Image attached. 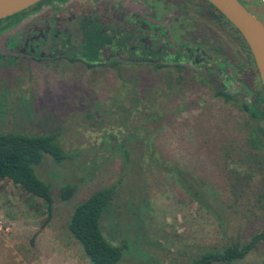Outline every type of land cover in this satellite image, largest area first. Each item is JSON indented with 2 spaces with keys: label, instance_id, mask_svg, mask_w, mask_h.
Here are the masks:
<instances>
[{
  "label": "rangeland",
  "instance_id": "1",
  "mask_svg": "<svg viewBox=\"0 0 264 264\" xmlns=\"http://www.w3.org/2000/svg\"><path fill=\"white\" fill-rule=\"evenodd\" d=\"M241 1L264 22L262 0ZM185 2L193 8L200 2L202 17L215 20L164 23L176 39L212 50L220 74L202 66L88 67L8 50L7 33L0 34V130L56 132L71 153L62 164L46 155L36 167L54 198L49 214L41 199L0 181V264H91L67 222L75 203L114 182L118 193L100 227L114 244L126 238L123 260L130 264H183L202 247L245 241L262 227L264 151H253L248 138L254 131L264 139V119L242 106L260 93L259 82L234 26L213 8L205 12L203 0ZM219 75L232 78L228 100L216 94ZM118 144L148 154L139 171L135 164L123 169L121 150L112 148ZM256 158L262 171L248 179ZM173 165L203 186L205 201L175 182L167 173ZM67 182L76 189L61 200ZM232 264H264V243Z\"/></svg>",
  "mask_w": 264,
  "mask_h": 264
},
{
  "label": "trees",
  "instance_id": "2",
  "mask_svg": "<svg viewBox=\"0 0 264 264\" xmlns=\"http://www.w3.org/2000/svg\"><path fill=\"white\" fill-rule=\"evenodd\" d=\"M48 1L50 0H41L29 9L35 10ZM26 13L27 9L0 19V34L8 28L17 25ZM218 13L223 16L220 12ZM101 28V25L93 20L82 21L77 34L78 41L76 48H74V45H71L66 56L70 60L85 61L87 65L98 61L100 59L99 46L111 41V35L104 34ZM240 37L248 51V69L253 74L255 73L256 76L257 72L252 55L241 35ZM221 83L222 88L216 94L228 100L231 95L229 88L234 87L232 78H224ZM260 93L256 94L254 100L251 102L245 97L242 106L251 115L264 119V91L262 87H260ZM57 135L56 132L29 133L16 130H0V181L9 180L29 196L41 199L48 214L51 212L54 198L51 193L50 184L38 177L36 167L46 155L55 164H62L66 159L71 157V153L66 152L61 146ZM248 140L249 147L253 151L256 153H259L260 150L264 151V139L260 138L256 132L251 131ZM115 147L121 150L123 169L128 168V171L134 164L139 171L144 159L148 155L143 151H133L124 144L112 146V148ZM131 156H133V159H131ZM257 164L256 158L250 164V169L246 176L248 179L252 178L255 172L259 173L262 171V168L259 169ZM167 173H170L175 182L194 198L201 202L205 201L206 190L203 189V186L193 176L188 175L176 165L170 166ZM122 175H125V173ZM263 176L264 172L262 173ZM75 189L76 184L67 182L60 187L58 197L61 200H67L73 195ZM259 189L258 200L262 201L260 206L264 209V183H262ZM117 193L118 182H114L99 187L72 207L67 228L71 235L80 243L84 254L91 264H119V261L123 262L121 264H130L123 260L125 256L123 255V251L128 248L126 238L122 239L119 244H114L105 237L100 227L101 215L115 201ZM256 206L259 205L256 204ZM260 243H264V222L262 227L251 233L247 240L231 241L222 247H202L193 253L183 264H232L242 260Z\"/></svg>",
  "mask_w": 264,
  "mask_h": 264
},
{
  "label": "flooded vegetation",
  "instance_id": "3",
  "mask_svg": "<svg viewBox=\"0 0 264 264\" xmlns=\"http://www.w3.org/2000/svg\"><path fill=\"white\" fill-rule=\"evenodd\" d=\"M203 1L205 12L210 8L216 10L208 1ZM160 2L163 0H50L35 10L27 8L21 21L2 33H7L4 47L33 57L79 61L70 60L67 52L71 45L76 48L82 21L93 20L101 25L104 34L111 35V41L99 46L98 61L90 65L81 61L88 67L103 65L120 70L123 65L133 63L155 69L202 66L206 71L220 74L221 67L212 68L211 63L217 58L212 50L184 38L176 39L172 36L173 29L164 23L165 20L215 19L202 17L200 2L193 8L185 0H171L169 6L160 4L157 8ZM189 11L191 16H183ZM256 78L261 85L258 74L254 73Z\"/></svg>",
  "mask_w": 264,
  "mask_h": 264
},
{
  "label": "water",
  "instance_id": "4",
  "mask_svg": "<svg viewBox=\"0 0 264 264\" xmlns=\"http://www.w3.org/2000/svg\"><path fill=\"white\" fill-rule=\"evenodd\" d=\"M41 0H0V19L25 10ZM240 33L252 55L264 91V22L240 0H206ZM264 3V0H262Z\"/></svg>",
  "mask_w": 264,
  "mask_h": 264
}]
</instances>
